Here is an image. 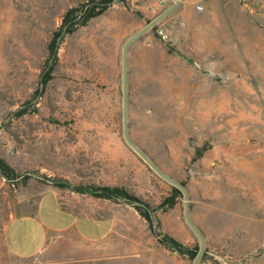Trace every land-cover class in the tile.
<instances>
[{"label":"rangeland","instance_id":"374dc122","mask_svg":"<svg viewBox=\"0 0 264 264\" xmlns=\"http://www.w3.org/2000/svg\"><path fill=\"white\" fill-rule=\"evenodd\" d=\"M85 1L0 0V156L13 170L0 171V264L47 260L10 255L3 231L52 187L123 188L158 230L199 246L183 194L160 208L172 185L123 136V47L164 9L116 0L65 23ZM128 109L132 139L188 189L199 264H264V0L182 1L129 47ZM165 248L164 264L194 259Z\"/></svg>","mask_w":264,"mask_h":264},{"label":"crops","instance_id":"0c3cea01","mask_svg":"<svg viewBox=\"0 0 264 264\" xmlns=\"http://www.w3.org/2000/svg\"><path fill=\"white\" fill-rule=\"evenodd\" d=\"M193 1L183 3L192 7ZM159 2L151 5L161 11L173 0L165 7ZM173 236L187 245V237ZM3 242L17 259L46 255L41 264H164L159 256L166 249L133 205L92 195H64L56 187L46 190L32 211L9 219Z\"/></svg>","mask_w":264,"mask_h":264},{"label":"trees","instance_id":"16d2710c","mask_svg":"<svg viewBox=\"0 0 264 264\" xmlns=\"http://www.w3.org/2000/svg\"><path fill=\"white\" fill-rule=\"evenodd\" d=\"M116 0H87L83 2L81 5L71 8L68 10V12L65 14L64 20L65 23L72 17L76 16L77 13L81 14V17L83 18L82 22H85L89 20L90 18H93L95 16H98L102 12H104L111 4H113ZM80 25L81 23H77ZM63 28L64 24L61 25L59 28V31L55 32V35L52 40V47L55 48L56 42L58 38L63 34ZM50 76V75H49ZM50 79V77H49ZM47 81V78L44 79V82ZM0 171L3 174H8V172H13L11 167L7 164V162L1 158L0 156ZM183 183V182H181ZM184 184V183H183ZM76 189L82 192H90L93 195L97 197H105V198H117L122 197L127 200L129 203H136V208L139 211V213L147 219L149 222V225L152 229L153 234L157 237L160 243L165 245L166 247L178 251L180 254L188 255L190 258H194L197 254L198 245H195L194 247L188 246L175 238L173 235L161 232L157 229V227L160 226V222L157 221L155 223L153 216L149 211L143 210V206L149 207L148 204L142 202L137 196L130 194L123 188L119 187H110V186H103V187H83V186H77ZM181 192L172 186V194L167 196L159 205L160 208L167 209L169 207H174L177 203V196Z\"/></svg>","mask_w":264,"mask_h":264},{"label":"water","instance_id":"95a60500","mask_svg":"<svg viewBox=\"0 0 264 264\" xmlns=\"http://www.w3.org/2000/svg\"><path fill=\"white\" fill-rule=\"evenodd\" d=\"M183 0H176L166 9L161 11L156 15L150 22H148L141 29L136 31L131 35L125 42L122 54V65H123V136L126 143L131 147V149L161 178L170 183L173 187L177 188L184 196V218L187 225L195 233L199 240V248L196 256L190 264H199L206 249V239L203 232L196 225L192 218L190 198L187 187L176 180L166 172H164L144 151L135 143L129 133V109H128V51L129 47L133 42L141 38L146 32L155 27L159 22L165 19L170 13H172Z\"/></svg>","mask_w":264,"mask_h":264},{"label":"built area","instance_id":"2783aa9c","mask_svg":"<svg viewBox=\"0 0 264 264\" xmlns=\"http://www.w3.org/2000/svg\"><path fill=\"white\" fill-rule=\"evenodd\" d=\"M168 1H169V0H160V2H159V6H163V7H165V6L167 5ZM150 8H151V10H152L153 12H155V13H158V12H159L158 7L155 6V5H151Z\"/></svg>","mask_w":264,"mask_h":264}]
</instances>
